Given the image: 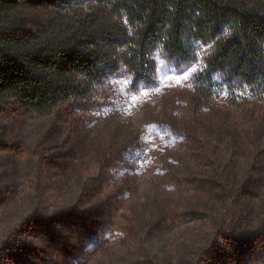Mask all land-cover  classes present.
<instances>
[{
    "label": "rangeland",
    "instance_id": "374dc122",
    "mask_svg": "<svg viewBox=\"0 0 264 264\" xmlns=\"http://www.w3.org/2000/svg\"><path fill=\"white\" fill-rule=\"evenodd\" d=\"M212 50L51 116L0 105V264H264V102L198 108Z\"/></svg>",
    "mask_w": 264,
    "mask_h": 264
},
{
    "label": "trees",
    "instance_id": "16d2710c",
    "mask_svg": "<svg viewBox=\"0 0 264 264\" xmlns=\"http://www.w3.org/2000/svg\"><path fill=\"white\" fill-rule=\"evenodd\" d=\"M202 46L198 108L264 102V0H0V105L51 116L122 67L151 83L157 51L189 65Z\"/></svg>",
    "mask_w": 264,
    "mask_h": 264
}]
</instances>
